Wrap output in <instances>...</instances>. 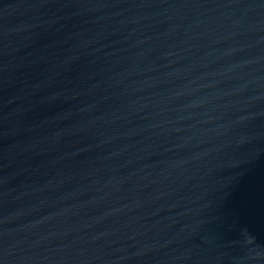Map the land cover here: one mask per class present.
<instances>
[{"label":"water","instance_id":"obj_1","mask_svg":"<svg viewBox=\"0 0 264 264\" xmlns=\"http://www.w3.org/2000/svg\"><path fill=\"white\" fill-rule=\"evenodd\" d=\"M0 264H264V0H0Z\"/></svg>","mask_w":264,"mask_h":264}]
</instances>
